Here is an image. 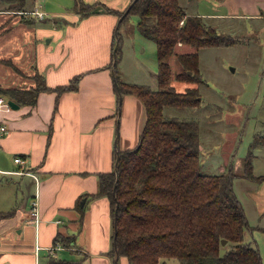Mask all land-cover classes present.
I'll return each instance as SVG.
<instances>
[{"label":"crops","instance_id":"crops-1","mask_svg":"<svg viewBox=\"0 0 264 264\" xmlns=\"http://www.w3.org/2000/svg\"><path fill=\"white\" fill-rule=\"evenodd\" d=\"M103 1L116 11L129 4ZM231 10L216 17L234 21L243 16L257 24L264 22V0H234ZM24 11H32L31 22H22L18 12L0 9V62L9 60L15 68L28 61L26 66L37 71L50 88L80 77L75 91H40L35 104L17 102V109L0 115L8 129L0 138V264H51L60 259L71 264H118L120 258L128 264L126 257H118L115 263L111 255L114 221L109 198L94 196L99 174L112 170L116 152L135 147L146 118L139 97L116 91L114 67H109L115 29L124 18L117 26L120 16L115 12L74 14L62 28L36 30L38 39L51 36L46 44L33 42L34 30L27 26L35 22V13ZM230 26L226 29L233 30ZM185 46L189 45L179 44L177 52H189L179 51ZM15 77H0V84L2 79H21L1 86L35 87L30 77L26 81L24 76ZM207 141H214V136ZM235 146L225 150L228 165ZM17 155L25 159L23 165L14 161ZM254 168L252 164V172ZM242 174L233 179L237 197L236 185L264 184V178L254 181ZM33 201L36 216L31 214ZM57 237L59 243L54 242ZM67 241L69 246H63Z\"/></svg>","mask_w":264,"mask_h":264},{"label":"trees","instance_id":"trees-1","mask_svg":"<svg viewBox=\"0 0 264 264\" xmlns=\"http://www.w3.org/2000/svg\"><path fill=\"white\" fill-rule=\"evenodd\" d=\"M28 1L0 0V3L5 5L3 10L18 12L22 22H31L32 14L24 13ZM133 1L122 11L103 2L75 5V9L80 5L81 16L98 12L121 16L128 8L124 19L128 14H136L139 30L155 41L157 48L158 89L122 82L116 73L120 44L115 55L112 51L109 67L114 64L116 91L139 97L146 118L135 147L119 150L116 169L114 166L98 177V192L94 196L108 197L114 223L116 218L117 234L114 237L113 231L111 255L116 256V244L119 257H126L128 264H165L161 260L168 258H177L181 264H262L258 248L244 241L243 230L248 221L233 189L236 174L202 172L198 121L164 115L166 107L197 108L201 104L198 88L188 86L182 92L171 89L170 57L174 56L181 65L175 79L187 84L202 83L197 50L227 46L234 41L217 33L200 15L185 13L178 0ZM179 44L195 50L177 52ZM114 47L115 39L113 50ZM4 62L11 64L9 60ZM35 73V87L0 85V95L31 105L40 91H75L80 77L76 75L64 85L50 88ZM263 142L264 134H256L245 158L242 176L249 180L264 178L252 172V148ZM116 158L117 152L115 161ZM58 238L55 243L60 242ZM70 241L62 242L63 246L67 247ZM71 262L60 259L51 264Z\"/></svg>","mask_w":264,"mask_h":264},{"label":"rangeland","instance_id":"rangeland-1","mask_svg":"<svg viewBox=\"0 0 264 264\" xmlns=\"http://www.w3.org/2000/svg\"><path fill=\"white\" fill-rule=\"evenodd\" d=\"M108 1L112 4L119 2L118 5H122L127 1L129 3L130 0ZM178 1L185 13L200 15L206 24L215 27L217 33L234 35L231 36L234 42L229 46H207L197 50L199 71L202 74L203 83L187 84L175 79V74L181 70V65L174 56L170 57L171 89L182 92L188 86L198 88L202 103L197 108L166 107L164 115L198 121L200 128L199 158L202 172L218 174L234 168L236 174H241L244 172V165L239 163L245 161V155L247 156L255 135L264 132V22L261 21L257 24V20L243 16L240 19L233 18L234 21L241 22V25L234 21L217 18L218 13L232 11L234 0ZM86 2L105 1L29 0L25 8L29 10L42 8L46 17L44 20H39V17L34 14L35 22L33 25L27 26L34 30L33 42L46 43L51 39V36L40 35L38 39L36 30L57 29L58 25L62 28L65 23L69 22L67 19H71L74 14L81 15L80 5L76 9L75 5ZM3 7L5 5L0 3V9H4ZM137 20L136 14H128L114 34L115 40L117 35L118 44H120L116 73L122 82L158 89L156 43L143 36L138 28ZM229 24L231 25L229 28L233 27V30L226 29ZM24 36L27 34L25 33ZM236 40L238 41L235 43ZM52 42H55V39ZM187 49L194 51L195 47L185 46L181 47L179 51H187ZM28 64V61L23 62V65L20 64L19 67L15 66L14 68L12 64L1 61L0 77L5 78L9 75L15 77L18 74L24 76V81L30 77L35 82L36 71L31 69V66H26ZM24 66L27 69L21 68ZM25 70L28 72L26 73ZM2 81L4 83L0 85H12L17 84L21 79L16 81L9 78L8 80L2 79ZM211 135L214 136V141H207V137L210 139ZM233 143H236L234 157L230 159L231 163L228 165L229 160H227L225 150ZM252 152L255 155L252 158V164L255 167L253 172L264 174V142L252 148ZM249 184L248 187L236 185L234 188L248 221L243 230L244 241L258 248L262 264H264V184L261 182L254 184L249 182ZM122 259L120 258L118 264H123ZM161 262L181 264L177 258L162 259Z\"/></svg>","mask_w":264,"mask_h":264},{"label":"built area","instance_id":"built-area-1","mask_svg":"<svg viewBox=\"0 0 264 264\" xmlns=\"http://www.w3.org/2000/svg\"><path fill=\"white\" fill-rule=\"evenodd\" d=\"M33 12L35 13V15L37 17H39V19H44L45 14L40 9H36ZM24 13L32 14V11L31 12L24 11ZM11 110H12V108L8 104V99H6V97L0 95V115L2 112H9ZM7 132H8V129H7L6 125L0 119V138L4 134H6ZM14 161L20 165H23L25 163V159L19 155L15 156ZM31 214H32V216L37 215V207H36L35 201L32 202Z\"/></svg>","mask_w":264,"mask_h":264},{"label":"water","instance_id":"water-1","mask_svg":"<svg viewBox=\"0 0 264 264\" xmlns=\"http://www.w3.org/2000/svg\"><path fill=\"white\" fill-rule=\"evenodd\" d=\"M134 1H135V0H134ZM134 1H133V2H134ZM130 4H131V3H130ZM127 12H128V8H127V9L124 11V13L119 17V20H118L117 26H118V24L121 22V20L125 17V15L127 14ZM116 31H117V27H116V29H115V34H116ZM115 41H116V42H115V47H114V50H113L114 55H115V51H116V48H117V45H118V38H117V35H116V40H115ZM113 67H114V64H113ZM189 74H190V71H189ZM8 104L10 105V107H11L12 109H17V108L19 107V104L16 103L14 100H11V99L8 100ZM118 159H119V155H118V153H117V158H116V161H115V163H114L115 169H116V167H117ZM115 214H116V211H115ZM114 228H115V230H114V237H116V234H117L116 218H115ZM114 243H115V242H114ZM222 243L225 244L226 241L223 240ZM114 245H115V250H116V256H115V263H116V262H117V259H118V257H119V255H118V253H117L116 244H114Z\"/></svg>","mask_w":264,"mask_h":264}]
</instances>
